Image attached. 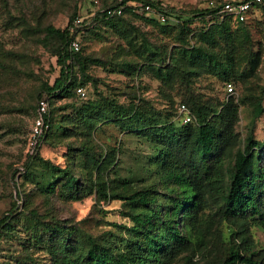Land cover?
I'll return each mask as SVG.
<instances>
[{"label": "rangeland", "instance_id": "374dc122", "mask_svg": "<svg viewBox=\"0 0 264 264\" xmlns=\"http://www.w3.org/2000/svg\"><path fill=\"white\" fill-rule=\"evenodd\" d=\"M75 1L0 0V43L7 55L6 66L0 67V216L13 211L12 225L0 233V264H58L45 240L33 242L37 221L76 226L84 250L91 239L102 245H115V249L124 248L129 254L137 252L134 242L140 227L126 214L143 209L127 199H101L93 184L72 200L62 199L57 188L54 194H47L44 190L57 175L51 165L70 167L83 179L87 175L92 181L101 180L110 195L130 196L155 186L160 193L165 192L155 171L159 169L157 145L139 134L122 131L109 115L94 116L92 127L84 135L73 133L64 137L55 132L40 147L42 160L33 158L25 167L31 151L30 131L37 95L58 74L52 57L55 39L46 35L44 27L65 28ZM85 1H93L91 6L95 10L98 4L112 0ZM153 1L175 13V19L181 16L185 20L191 18L192 11L210 8L223 0ZM161 23L134 16L97 23L82 39L87 64L85 98L74 95L56 99L52 107L55 122L70 127V119L81 121L77 111L84 103L105 98L124 105L140 104L156 116L168 115L174 124L180 125L178 103H185L193 120L187 98H194L205 105L218 104V110L224 106L236 109L232 128L236 141L223 151L225 164L236 149L245 146L247 136L264 143V112L255 117L253 110L258 103L264 108V19L260 13L255 11L249 19V39L240 35L244 42L234 49L233 67L237 73H244L243 78L229 82L209 72L168 83L157 78L154 67L165 66L169 59L167 55L164 63L153 59L148 66L144 46L169 51L181 44L177 28H164ZM207 25L201 18L192 17L186 39L195 44L198 32ZM225 48L221 42L219 53ZM229 84L233 87L231 93L227 90ZM256 152L263 155L264 147ZM81 181L84 180L80 178ZM223 185L222 181H215L206 187L205 207L199 218L207 227L202 232L191 229L194 245L176 249L151 264H212V238L216 230H226L217 217ZM158 200L161 201L160 196ZM251 235L258 247L264 248V231L253 227Z\"/></svg>", "mask_w": 264, "mask_h": 264}, {"label": "trees", "instance_id": "16d2710c", "mask_svg": "<svg viewBox=\"0 0 264 264\" xmlns=\"http://www.w3.org/2000/svg\"><path fill=\"white\" fill-rule=\"evenodd\" d=\"M225 1L217 2L210 8L192 11L190 19L182 20L181 16L175 19V13L153 0H112L98 4L95 10L91 6L93 1L88 4L85 0H76L65 28L53 25L44 27L46 35L55 39L56 47L52 57L55 58L54 69L58 70V74L53 83H45L37 95L36 107L39 99L45 98V120L48 127L28 154L25 167L33 158L42 160L39 150L50 136L56 133L64 137L73 133L84 135L92 127L94 116L109 115L122 131L134 132L157 145L156 164L159 169L155 171L165 191L160 193L155 186L135 191L130 196L110 195L101 180L92 181L87 175L83 179L74 174L70 167L51 165L57 175L44 190L47 194H54L57 188L62 199L72 200L93 184L101 199L112 197L124 202L127 199L143 209L138 213L126 214L130 221L140 227L137 231L140 235L134 242L137 246L135 254L91 239L88 240V248L84 250L78 240L76 226L66 222L37 221L33 242L45 240L58 264H151L159 262L162 256L176 249L194 245L191 229L202 232L207 227L200 220L199 214L205 207L206 187L215 181L224 184L219 195L217 217L226 230H216L212 238V264H264V248L258 247L251 235L253 227L264 231V153L260 155L256 152L257 148L264 147V143L247 136L245 146L236 149L228 164L223 162V151L234 142L236 136L232 130L237 118L235 108L224 106L218 110V104L205 105L201 100L187 98L194 117L192 121L180 125L174 124L168 115L156 116L140 104L132 102L124 105L105 98L84 103L77 111V118L81 121L70 119V127L60 125L58 120L55 122L52 114L56 99L72 98L74 95L80 97L76 90L83 88L86 82L87 64L82 53V39L95 29L97 23L122 20L126 16L143 17L150 23H161L158 15L162 14L167 17L161 23L162 27L177 28L178 39L181 41L179 47L169 51H154L156 48L152 50L151 45L144 46L148 66L153 59L164 63L167 55L169 61L165 66L154 67L157 78L164 83L177 78L197 77L204 72L217 74L225 82L241 80L244 73H237L232 63L234 49L244 42L240 35L249 39L247 27L253 13L259 12L264 19V0L255 4L244 21L219 13ZM130 2H134V5ZM141 4H149L152 13L140 10ZM119 7L120 14L107 13ZM194 16L208 25L198 32L197 42L191 44L185 35L190 31ZM77 18L80 22L75 24ZM174 22L177 23L171 25ZM75 38L79 40L77 51L70 47ZM221 42L225 43L226 48L219 53ZM6 59V51L0 43V67L6 66ZM182 103L185 104L178 103L177 111ZM253 110L255 117L264 112L261 103L254 105ZM90 158L96 159L92 155ZM80 178L84 180L81 183ZM159 196L161 201L158 200ZM12 214L13 211H9L0 216V233L12 225Z\"/></svg>", "mask_w": 264, "mask_h": 264}, {"label": "built area", "instance_id": "2783aa9c", "mask_svg": "<svg viewBox=\"0 0 264 264\" xmlns=\"http://www.w3.org/2000/svg\"><path fill=\"white\" fill-rule=\"evenodd\" d=\"M262 0H226L221 8L219 9V13L222 15H230L234 18H237L239 21H244L250 14V11L257 3H261ZM140 10L148 13H152V7L149 4H141ZM107 13H121V8H117L115 10H108ZM158 18L160 21L164 22L167 20V17L165 15H158ZM80 22V19L77 18L75 20V24H78ZM70 47L77 51L79 49V40L75 38L72 40ZM228 93H231L233 91V87L229 84L227 85ZM77 93L80 96L85 95V91L83 88L79 87L77 90ZM45 114H46V101L45 98H40L36 107V114L33 119V123L31 126V138L29 141V144L31 146V150L35 147L37 142L40 140V138L43 136L45 130L48 127V124L45 120ZM178 117L179 120H181L182 123H188L192 121V115L189 111V109L186 107L185 104H180L178 106Z\"/></svg>", "mask_w": 264, "mask_h": 264}]
</instances>
